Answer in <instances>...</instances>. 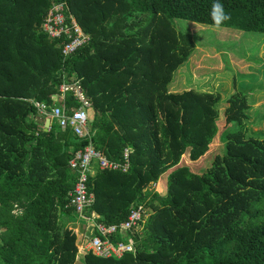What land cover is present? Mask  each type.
<instances>
[{"label":"trees","instance_id":"1","mask_svg":"<svg viewBox=\"0 0 264 264\" xmlns=\"http://www.w3.org/2000/svg\"><path fill=\"white\" fill-rule=\"evenodd\" d=\"M60 1L91 37L69 57L67 38L42 30L52 0H0V264L77 263V232L60 222L77 219L70 162L91 143L116 161L133 149L128 172L90 178L97 221L120 224L139 205L149 218L133 237L136 252L87 253L83 264H264V140L245 138L246 101L233 100L227 120L237 128L222 132L209 170L182 164L188 152L197 161L209 151L220 96L170 91L194 47L173 20L216 26L212 0ZM223 2L230 18L220 27L264 34V0ZM79 79L90 134L59 124L46 132L35 102L54 105L61 86ZM66 103L81 105L72 92ZM171 169L165 195L149 190Z\"/></svg>","mask_w":264,"mask_h":264},{"label":"rangeland","instance_id":"2","mask_svg":"<svg viewBox=\"0 0 264 264\" xmlns=\"http://www.w3.org/2000/svg\"><path fill=\"white\" fill-rule=\"evenodd\" d=\"M147 19L149 21L150 18ZM173 22L178 33L191 36L194 47L193 54L174 73L170 91L181 93L196 90L220 96L219 132L209 151L197 161L191 159L190 152L183 157L182 164L190 166L193 172L203 174L212 167L216 156L223 152L221 134L232 125L227 120V112L233 107V100L241 98L246 101H239L247 105L241 117L245 138L264 140V34L185 19H174ZM232 126L237 128L234 124ZM172 170L167 171L155 184L152 183L149 190L165 195ZM61 221V225L67 223L69 229L77 232L78 239V232L83 231L84 226L66 218ZM85 255L80 254L76 264H83L80 259Z\"/></svg>","mask_w":264,"mask_h":264},{"label":"built area","instance_id":"3","mask_svg":"<svg viewBox=\"0 0 264 264\" xmlns=\"http://www.w3.org/2000/svg\"><path fill=\"white\" fill-rule=\"evenodd\" d=\"M42 30L52 39L67 38L66 43L61 45L65 57L74 54L91 39L71 13L69 5L60 0H52V6L43 21ZM68 92H72L81 103L79 107L70 108L67 105ZM53 98L57 102L54 105L35 102L39 111L35 120L42 121L45 125L47 118H50V130L53 124H59L63 129L71 128L79 136H88L91 103L83 89L82 79L64 83L60 88V95ZM132 152L133 149L127 148L122 161L111 160L91 143L71 160V167L78 174L75 186L69 193L71 206L77 214L74 223L79 222V225L84 226L83 231L78 232L76 241L78 256L82 253H93L103 258H121L126 253L137 251L133 237L143 229L149 217L145 206L134 207L128 219L120 224L108 225L98 222L94 213L91 212L96 202V195L89 186L90 178L100 171L128 172L131 168ZM118 236H122V239L115 240Z\"/></svg>","mask_w":264,"mask_h":264},{"label":"clouds","instance_id":"4","mask_svg":"<svg viewBox=\"0 0 264 264\" xmlns=\"http://www.w3.org/2000/svg\"><path fill=\"white\" fill-rule=\"evenodd\" d=\"M209 15L216 26H221L230 18L226 13L223 0H212Z\"/></svg>","mask_w":264,"mask_h":264},{"label":"water","instance_id":"5","mask_svg":"<svg viewBox=\"0 0 264 264\" xmlns=\"http://www.w3.org/2000/svg\"><path fill=\"white\" fill-rule=\"evenodd\" d=\"M51 124V119L50 118H48L47 120H46V123H45V131L46 132H49L50 131V125Z\"/></svg>","mask_w":264,"mask_h":264},{"label":"crops","instance_id":"6","mask_svg":"<svg viewBox=\"0 0 264 264\" xmlns=\"http://www.w3.org/2000/svg\"><path fill=\"white\" fill-rule=\"evenodd\" d=\"M48 119V118H47Z\"/></svg>","mask_w":264,"mask_h":264}]
</instances>
